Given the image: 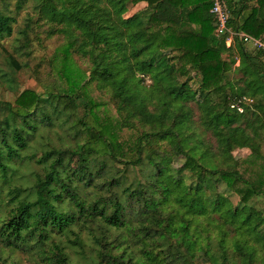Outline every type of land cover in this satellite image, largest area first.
I'll return each instance as SVG.
<instances>
[{
	"label": "trees",
	"instance_id": "16d2710c",
	"mask_svg": "<svg viewBox=\"0 0 264 264\" xmlns=\"http://www.w3.org/2000/svg\"><path fill=\"white\" fill-rule=\"evenodd\" d=\"M225 1L228 26L264 42V0ZM33 8L36 21L52 24L48 35L65 38L56 73L67 87L0 100V264H13L15 250L32 264L34 255L47 264L264 263V224L251 206L264 198L263 52L236 38L226 46L210 0H34ZM12 21L0 14V36ZM69 55L85 69L71 70ZM89 86L108 94L119 127L135 132L131 143L98 117ZM195 96L198 123L187 103ZM232 145L250 152L234 158Z\"/></svg>",
	"mask_w": 264,
	"mask_h": 264
},
{
	"label": "rangeland",
	"instance_id": "374dc122",
	"mask_svg": "<svg viewBox=\"0 0 264 264\" xmlns=\"http://www.w3.org/2000/svg\"><path fill=\"white\" fill-rule=\"evenodd\" d=\"M144 5V2H138L137 4L128 3L126 11L122 16L127 17L133 12L142 9ZM33 6L34 0H0V14H5L13 18V21L10 23V34L7 36H0V100L10 102L11 104H13L14 98L23 89H29L35 93H42L45 86L53 82L61 88L67 87V82L56 73L57 68H61L60 54L62 53L65 44V38L60 33L48 35V30H50L52 24L43 20L36 21ZM24 32H26V36L22 37ZM224 43L227 46H233L234 38L225 37ZM243 45L248 52L256 50V48L250 43L243 42ZM53 52H55L59 58H56L51 66L50 56ZM232 54H234L233 51ZM8 56L12 57V65L8 64ZM233 56L235 57V55ZM221 57L222 59L227 60L228 53H223ZM260 60L264 61V55L260 57ZM237 63L238 58L235 59V63L232 66H236ZM86 66L87 64L82 58L77 55H69L68 67H70L71 70L74 69L81 72ZM226 76L229 79H235V81H233L235 83L237 81V85L241 84V81L239 80V72L229 69L226 72ZM144 81L146 83L149 82L147 78H145ZM188 86L193 92L196 90L197 82L190 81ZM87 91L89 96L97 102L95 112L98 117L107 118L112 128L114 138L131 143L135 132L129 128L119 127L113 106L108 101V94H101L92 86L87 87ZM194 100H196V96L192 101L189 99L187 103L192 109L193 120L198 123V110H196L195 105L193 104ZM229 104L230 107H233L236 104V101H230ZM19 123L21 124L20 120ZM41 134L44 136L45 131ZM42 136L38 134L35 139L44 144L45 139L42 138ZM49 138L53 143L57 144V138L54 133L50 132ZM203 138L208 139V133H205ZM210 140H213V138ZM249 152V149L238 145H232L230 148L231 155L237 159L245 158ZM260 152L264 155V144L260 146ZM181 163V157L172 158L171 160V165L174 168H177ZM28 169L29 172L36 170L33 164H29ZM182 174L184 175L185 182L190 183L189 173L183 171ZM125 178L126 181H130L135 178V174L133 171L128 170L125 172ZM215 192L226 197L232 204H235L237 201V196L234 193H229L223 184H217ZM251 206L264 224V198L254 199ZM210 231L213 232L214 236L215 230ZM65 250L70 259L75 260L77 258V254L74 252L73 248H66ZM10 254V259L13 261V264H32L33 258L21 250L12 251ZM33 257L34 263L47 264L42 260H38L35 255ZM255 264L264 263L258 260Z\"/></svg>",
	"mask_w": 264,
	"mask_h": 264
},
{
	"label": "built area",
	"instance_id": "2783aa9c",
	"mask_svg": "<svg viewBox=\"0 0 264 264\" xmlns=\"http://www.w3.org/2000/svg\"><path fill=\"white\" fill-rule=\"evenodd\" d=\"M209 12L213 18V32L215 35L225 34L226 38H236L241 42L250 43L256 49H260L264 52V42L259 40L258 38L251 37L250 35L242 32L232 30L228 24V10L226 6L225 0H210V8ZM238 111H241V108L235 104L234 105Z\"/></svg>",
	"mask_w": 264,
	"mask_h": 264
},
{
	"label": "crops",
	"instance_id": "0c3cea01",
	"mask_svg": "<svg viewBox=\"0 0 264 264\" xmlns=\"http://www.w3.org/2000/svg\"><path fill=\"white\" fill-rule=\"evenodd\" d=\"M227 46V45H226Z\"/></svg>",
	"mask_w": 264,
	"mask_h": 264
}]
</instances>
